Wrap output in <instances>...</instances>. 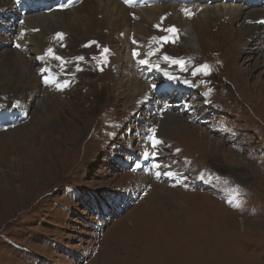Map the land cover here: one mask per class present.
<instances>
[{
	"label": "rangeland",
	"instance_id": "obj_1",
	"mask_svg": "<svg viewBox=\"0 0 264 264\" xmlns=\"http://www.w3.org/2000/svg\"><path fill=\"white\" fill-rule=\"evenodd\" d=\"M94 1L80 0L68 11H37L26 15L19 28L23 38L28 22L32 29H40L38 34L48 32L51 18L62 22H57L56 33L66 35L63 57L73 56L81 65L76 76L70 69L65 72L68 80H76L65 90L54 86L63 77L55 66L52 79L33 84L39 87L37 93L17 91L33 83L26 77L29 67L51 68L54 63H44L43 51L38 58L28 54L24 68L11 46L18 34L13 35L8 19L0 22L4 26L0 81L6 82L0 83V108L6 106L0 122L7 125L12 114L6 111L14 110L12 103L17 112L28 114L15 128L0 131V264H264V50L259 48L264 39L249 42L251 33L242 28L250 24L247 18H264V4L184 0L178 9L190 2L196 4L194 10L202 8L198 14L191 12L187 21L172 5L135 10L142 16L151 11L156 19L164 14L158 21L182 28L184 34L176 37L179 42L167 48L173 56H181L178 62L187 58L181 72L191 65L190 59L202 66L211 63L206 82L198 78L200 74L193 78L180 72L192 77L196 96L188 101L193 116H200L206 107L209 123L189 124L194 126L191 132L169 125L171 134L162 120L153 123L159 126L155 141L160 161L166 159L157 173H167L166 166L171 165L176 177L186 176L184 183L165 185L140 172L131 175L123 167L124 155L135 154L141 145L140 124H145L143 114L134 116L136 100L146 89L138 95L132 91L135 85L148 87L134 76L123 43L131 34L141 39L148 35L136 31L139 19L128 13L133 18L126 33L101 26L97 39H74L66 16ZM10 6V0H0V16ZM76 42L80 47L74 50ZM213 65L220 68L218 75L212 72ZM202 68L199 72L205 73ZM12 86L17 89L4 93ZM187 87L191 88L190 82ZM185 183V189L179 187ZM126 190L138 198L123 203L118 198Z\"/></svg>",
	"mask_w": 264,
	"mask_h": 264
},
{
	"label": "bare ground",
	"instance_id": "obj_2",
	"mask_svg": "<svg viewBox=\"0 0 264 264\" xmlns=\"http://www.w3.org/2000/svg\"><path fill=\"white\" fill-rule=\"evenodd\" d=\"M129 12H131V13L135 12L136 14L133 15V17H136L139 19V23L134 24V28L137 29L136 31L137 32L142 31L145 34L149 35V33L152 32L151 31L152 23L157 21L153 12L149 11V12L145 13L144 16H142L141 14L137 13L135 10H133V11L127 10L117 0H95L94 2L88 4L87 6L80 9L74 15L66 16V20H67L66 26H67V28H69L71 30L69 32H72L71 35L74 37V39H78L79 36H87V37H91V39H97L96 36H98V34L100 32L101 26L107 27L113 33L117 32V34H118L119 31H120V33H122V30H124L123 31V33H124L128 29V26L131 22V18L128 17ZM99 14L102 16L100 21H98L96 19L97 15H99ZM168 20L170 21V19H168ZM247 20H248V22L246 24H248L249 22H250V24L245 25V26L243 24L242 28L247 27L249 33H251L250 38H249V42L254 41V38H256L257 41H262L264 39V34H262L264 32V30L261 31L260 26L262 24L261 21H264V18H261V20H258V18H247ZM174 21L175 20L173 18H171V22H174ZM57 22L59 24H62V22L60 20H58V17L51 18L50 20H48L47 21V25H48L47 29L48 28L49 29L48 30L46 29L48 32L46 33V31H45L42 34H38L39 32L35 33L37 30L40 31V29L39 28L36 30L32 29L30 22H28L23 27V29H27V31H25L26 34L23 36V38H22L23 40L18 42V45L27 46L28 50H27L26 54H34V55H37V58H38V55H40L43 51H45V49L49 48L50 46H54L56 43H58L60 41L59 37L54 36V34H56V32H57L56 31V28H57L56 26L58 25ZM76 23H78L77 26H75ZM152 27L156 28L155 24H153ZM92 28H94V29L92 30ZM149 30H150V32H149ZM80 32H83V33L80 34ZM68 39H67V41H68ZM137 39L140 41L143 40L141 38H137ZM148 40H155V37L149 38ZM124 41H123L124 42L123 47L127 50L128 54H126V55H128V58H129L130 45L128 43V39L124 38ZM86 42H88V41H86ZM140 43L141 42H138L137 54L143 53L142 55L144 56L146 50L143 49L142 47H140ZM257 43L258 42H256V44ZM142 45H145V43L143 42ZM72 47L74 48V50H76L77 49L76 47H80V46H79V43L76 42L73 44ZM259 48L264 50V44L261 43ZM114 51H115V53L117 52V56L120 54V52H119L120 50L118 51V49L116 47H115ZM14 53H15V56L19 59V61L24 65V68L26 66H28L30 58H28L26 54L18 51L16 49V47H15ZM60 53L62 54L64 52H59V54ZM64 55L65 54H62V56H64ZM152 57H157V59L159 58V56H156V55H152ZM193 58H195V57H193ZM129 61H130V59H129ZM51 63H54V62H51ZM190 66L191 65H189V67ZM1 67H2V65L0 64V68ZM28 72H29L28 73L29 75H26V77L30 78L33 83H31L30 86H28V84H26V85H23L22 87L18 88L17 91L20 92L21 94L28 93L29 95H33V93H37V90L39 87L36 88L35 87L36 85L40 86L41 84H43L41 82L44 81V79H52L53 76L57 74V71L55 69H53V71H52L50 67H46L45 65H42L41 67H37V68L32 67L31 69L29 67ZM122 73H124V72H122ZM42 76H44V77H42ZM184 78H187V77H184ZM0 83L6 84V82L4 83L3 80L0 81ZM34 83H36V85H33ZM144 87H146V86H144ZM16 89H17V87L12 86L11 89L4 91V93L8 94L10 90H16ZM141 90L142 91L145 90V92L149 91L148 87L142 89L139 85H135L132 93L133 94L137 93V95H138L139 92L141 93ZM122 96H124V95H122ZM171 110L167 111L169 113H167V112L164 113L163 120L161 121V123H165L168 125V128L170 130V134L172 133V129L169 127V125H171L176 131H183V130H186L188 128L190 131L192 125H189V124L191 122H194V120L196 118L193 115H188L186 113V110H184L183 108H180L177 110L174 108L173 109L171 108ZM184 114H186L185 118L183 117ZM192 127H194V126H192ZM192 130H194V128H192ZM160 193L163 197L166 196V193L164 192V190H161V191L158 190V194H160ZM241 221L244 222L243 219H241Z\"/></svg>",
	"mask_w": 264,
	"mask_h": 264
},
{
	"label": "snow or ice",
	"instance_id": "obj_3",
	"mask_svg": "<svg viewBox=\"0 0 264 264\" xmlns=\"http://www.w3.org/2000/svg\"><path fill=\"white\" fill-rule=\"evenodd\" d=\"M71 2V0H69V3ZM125 2L126 3H129V4H131L132 2H133V0H125ZM68 5H64V7H67ZM261 23H264V21H261ZM57 37H59V38H61L62 39V34H60V33H57ZM18 47H19V45H17ZM48 54L49 55H53V53H52V49H49L48 50ZM135 54V53H134ZM53 58L54 59H61L60 57H56V56H54L53 55ZM82 59V58H81ZM165 59H168L167 57H165ZM140 63H146V61H140ZM201 71H204L205 72V74H207V66H203V68L202 69H200ZM47 82V81H46ZM154 143V145L156 144V143H159V141H154L153 142ZM166 175H170L171 173H165ZM157 175H159V173H157ZM234 206H236V207H239V205L237 204V205H234Z\"/></svg>",
	"mask_w": 264,
	"mask_h": 264
},
{
	"label": "built area",
	"instance_id": "obj_4",
	"mask_svg": "<svg viewBox=\"0 0 264 264\" xmlns=\"http://www.w3.org/2000/svg\"><path fill=\"white\" fill-rule=\"evenodd\" d=\"M130 190H133V189H130ZM134 190H137V189H134ZM126 191H129V190H126Z\"/></svg>",
	"mask_w": 264,
	"mask_h": 264
}]
</instances>
